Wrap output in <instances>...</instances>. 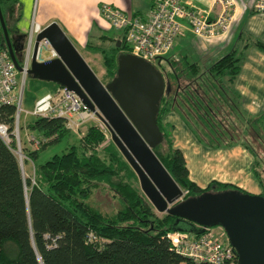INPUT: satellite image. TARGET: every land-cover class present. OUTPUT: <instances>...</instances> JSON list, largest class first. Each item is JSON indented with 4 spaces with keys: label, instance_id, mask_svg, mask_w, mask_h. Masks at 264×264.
<instances>
[{
    "label": "trees",
    "instance_id": "trees-1",
    "mask_svg": "<svg viewBox=\"0 0 264 264\" xmlns=\"http://www.w3.org/2000/svg\"><path fill=\"white\" fill-rule=\"evenodd\" d=\"M0 8L8 30L18 31L20 3L0 0ZM117 31L112 35L107 26L95 23L84 43L86 50L99 53L109 80L115 76L118 56L128 53L124 32ZM238 40L242 45L209 64L185 54L167 57L158 68L170 89L160 101L162 141L153 151L185 192L183 199L205 192L246 191L216 180L201 188L190 179L184 155L173 145L171 126L163 122L171 111L206 147L242 145L253 156L252 171L264 197L263 162L247 138L250 130L258 134V128L264 135V113L246 114L234 88L246 49L264 44L244 33ZM14 114L13 104L0 105V122L8 125L11 138L9 144L0 138V264H211L195 263L172 249L165 234L173 230L175 216L155 214L135 172L97 125L91 124L76 139L62 118L35 117L26 129L34 133L39 147L23 149L33 164L34 180L24 177L14 152ZM62 141L66 145L61 152L37 161L41 151ZM97 190L109 194L117 206L102 210L90 200ZM89 234L96 240H89Z\"/></svg>",
    "mask_w": 264,
    "mask_h": 264
},
{
    "label": "water",
    "instance_id": "water-1",
    "mask_svg": "<svg viewBox=\"0 0 264 264\" xmlns=\"http://www.w3.org/2000/svg\"><path fill=\"white\" fill-rule=\"evenodd\" d=\"M0 28L2 43L21 70L24 44L16 48L1 8ZM19 34L26 39V33ZM43 40L53 53L38 61L36 53ZM28 74L73 91L90 110H98L111 140L135 172L143 195L156 211L175 216L174 231L200 234L205 228L220 226L235 249L238 264H264V197L224 190L183 199L185 192L153 151L162 141L157 123L160 101L170 89L153 64L121 53L115 76L103 83L58 23L52 21L33 39Z\"/></svg>",
    "mask_w": 264,
    "mask_h": 264
},
{
    "label": "built area",
    "instance_id": "built-area-1",
    "mask_svg": "<svg viewBox=\"0 0 264 264\" xmlns=\"http://www.w3.org/2000/svg\"><path fill=\"white\" fill-rule=\"evenodd\" d=\"M212 6L217 11L202 10L190 0H152V5L146 15L127 14L109 4L100 6V15L107 27L124 32V43L128 53L153 64L157 69L171 53L175 40L184 31L189 30L195 37L202 40H212L225 36L231 27L235 1L212 0ZM255 12L264 13V0H255ZM43 27L32 17L31 25L26 32V48L19 60L21 70L12 61L5 45L0 28V105L15 106L13 135L20 148L19 115L22 110V86L30 67L33 39ZM43 48H49L46 41L38 45L36 58L41 59ZM20 87L19 92L15 88ZM98 110H90L73 91L58 87L54 92L40 96L30 112L35 117H58L65 122L66 128L74 133H80L87 123L97 125L104 132V123L97 114ZM0 138L10 143V133L7 124L0 122ZM219 229V230H218ZM220 231V232H217ZM172 249L195 263L238 264L237 255L229 243L222 227H208L200 234L187 231H169L165 234ZM89 240H96L92 234Z\"/></svg>",
    "mask_w": 264,
    "mask_h": 264
},
{
    "label": "crops",
    "instance_id": "crops-1",
    "mask_svg": "<svg viewBox=\"0 0 264 264\" xmlns=\"http://www.w3.org/2000/svg\"><path fill=\"white\" fill-rule=\"evenodd\" d=\"M17 1L20 3V16L15 27L20 33L28 31L32 17L42 27L55 21L69 39L72 38L82 47L93 24L107 26L99 11L102 4H109L130 15L142 16L147 14L152 5V0H36L35 9V0ZM234 1L233 21L225 36L202 40L186 30L179 37L182 39L181 50L177 53L171 51L168 58L176 59L187 54L204 65L209 64L234 46L242 45L238 40L240 33L264 44V13L254 11L255 0ZM190 2L199 9L210 11L211 15L217 11V7L212 6V0ZM44 49L50 52V56L41 55L38 61L52 57L50 49ZM234 88L246 114L257 116L264 113V48L252 45L246 49ZM163 122L171 126L173 145L182 151L189 177L199 187L204 188L211 180H216L232 183L246 192H262V185L252 171L253 156L242 145L220 148L202 145L175 111L165 114Z\"/></svg>",
    "mask_w": 264,
    "mask_h": 264
},
{
    "label": "rangeland",
    "instance_id": "rangeland-1",
    "mask_svg": "<svg viewBox=\"0 0 264 264\" xmlns=\"http://www.w3.org/2000/svg\"><path fill=\"white\" fill-rule=\"evenodd\" d=\"M35 9H36V0L34 1ZM110 34H117L120 33L117 30H114L112 27H107ZM97 32L93 31L92 35L96 36ZM94 40L93 38H91ZM74 46L77 48V50L80 52L82 57L86 60V62L89 64V66L92 68L94 73L98 76V78L103 82L106 83L109 78L105 74L104 68L102 67L101 62V56L97 52H92L84 49L79 43H76L75 40L70 38ZM182 39H179V37L175 40V44L173 47V53H177L181 50L182 47ZM42 56L49 57L50 52L43 48L42 50ZM166 64V61L164 62L163 66ZM22 110L19 115V138H20V148L17 147L15 149V154L17 155L18 159H20V156L22 157V170L23 175L26 178H31V180H34V169L32 162L24 155L23 149L24 147L29 149H34L39 147L38 139H36L34 136V133H29L26 129L27 124L33 122L35 120V116L31 115L30 112L33 110L35 101L42 96L43 94L47 92H54L58 85L51 81L41 80L35 77L30 76L29 74L26 76L25 81L22 86ZM20 87L18 86L15 88V92H19ZM92 123H87L81 132L73 133V138H79L82 136V134L85 132V130L91 125ZM106 129V127H105ZM107 134V138L111 140L110 133L105 131ZM258 136L260 139H258ZM173 137V136H172ZM249 143L252 145V147L255 149V152L261 157L263 165L262 170L264 171V135H263V129L258 128V134L254 132L253 130H250V132L247 135ZM17 143V141H16ZM66 142L63 141L61 143H57L54 145H49L45 150L41 151L38 157V162H43L50 156H52L55 153H59L63 150L65 147ZM20 149V150H18ZM18 150V153L16 151ZM23 152V153H22ZM20 161V160H19ZM139 187V183H138ZM140 188V187H139ZM141 191V190H140ZM142 193V191H141ZM143 194V193H142ZM183 198V197H182ZM92 202L97 204L102 210L104 211H110L113 207H116L117 204L111 200L109 197V194L102 192L101 190H97L95 194L90 199ZM153 207V206H152ZM153 211L156 215L162 216L164 213H160L156 211L153 207ZM217 227V226H215ZM219 230V229H218ZM217 232H220L218 231Z\"/></svg>",
    "mask_w": 264,
    "mask_h": 264
},
{
    "label": "flooded vegetation",
    "instance_id": "flooded-vegetation-1",
    "mask_svg": "<svg viewBox=\"0 0 264 264\" xmlns=\"http://www.w3.org/2000/svg\"><path fill=\"white\" fill-rule=\"evenodd\" d=\"M9 20V19H8ZM9 24V23H8ZM10 34L14 35V39H15V46L16 48H19L21 47V44L23 43L24 46H23V53H24V50L26 48V39H24V37L22 35H20L19 31L17 30H14V29H10Z\"/></svg>",
    "mask_w": 264,
    "mask_h": 264
},
{
    "label": "bare ground",
    "instance_id": "bare-ground-1",
    "mask_svg": "<svg viewBox=\"0 0 264 264\" xmlns=\"http://www.w3.org/2000/svg\"><path fill=\"white\" fill-rule=\"evenodd\" d=\"M18 150H20V149H18ZM18 150L16 151V153H18ZM22 157L20 156V162L22 163Z\"/></svg>",
    "mask_w": 264,
    "mask_h": 264
}]
</instances>
